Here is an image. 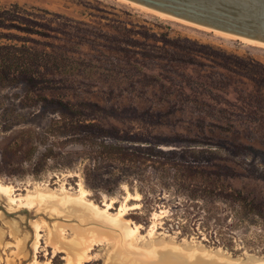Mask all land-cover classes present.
<instances>
[{"label":"rangeland","instance_id":"1","mask_svg":"<svg viewBox=\"0 0 264 264\" xmlns=\"http://www.w3.org/2000/svg\"><path fill=\"white\" fill-rule=\"evenodd\" d=\"M12 5L39 34L5 33L91 66L0 84V264H264V46L120 0Z\"/></svg>","mask_w":264,"mask_h":264},{"label":"water","instance_id":"2","mask_svg":"<svg viewBox=\"0 0 264 264\" xmlns=\"http://www.w3.org/2000/svg\"><path fill=\"white\" fill-rule=\"evenodd\" d=\"M161 13L264 43V0H128Z\"/></svg>","mask_w":264,"mask_h":264},{"label":"trees","instance_id":"3","mask_svg":"<svg viewBox=\"0 0 264 264\" xmlns=\"http://www.w3.org/2000/svg\"><path fill=\"white\" fill-rule=\"evenodd\" d=\"M37 9V8H35ZM46 14H54L45 9H39ZM29 15L28 9L19 5L0 10V84L12 83L15 80L34 82L42 76V68L61 73H70L79 70H87L88 63H80L74 59L59 53L40 51L27 42L26 37L16 33H5L3 29H17L26 33H36L20 24L28 21L25 15ZM56 15V14H54ZM2 39L9 43H3ZM254 204V203H253Z\"/></svg>","mask_w":264,"mask_h":264},{"label":"bare ground","instance_id":"4","mask_svg":"<svg viewBox=\"0 0 264 264\" xmlns=\"http://www.w3.org/2000/svg\"><path fill=\"white\" fill-rule=\"evenodd\" d=\"M120 1H123V2H125L126 4L127 3H130L131 5H134V6H136V7H141V8H143L142 10H144V9H146V11H151V12H153V13H157V14H160V15H163V17L164 16H166V17H168L169 19L171 18V19H175V20H180L181 21V23L182 22H185V24L187 23L188 25H194L195 26V28L196 27H200L201 28V30H202V28L203 29H207V30H212V29H210V28H207V27H204V26H201V25H197V24H194V23H191V22H188V21H185V20H182V19H179V18H176V17H173V16H170V15H167V14H164V13H161V12H159V11H156V10H153V9H150V8H148V7H145V6H143V5H140V4H137V3H134V2H131V1H128V0H120ZM129 5V4H128ZM133 6V7H134ZM140 9V8H139ZM152 14V13H151ZM165 18V17H164ZM184 24V23H183ZM218 32V33H220V35L222 34V35H227V36H230V37H236V38H240V39H243V40H245V41H248V42H252V43H256V44H259V45H263L264 46V43H262V42H258V41H253V40H250V39H247V38H243V37H238V36H235V35H232V34H229V33H224V32H222V31H218V30H214V32ZM215 32V33H216ZM255 44V45H256ZM15 189V188H14ZM37 189V188H36ZM63 189V188H62ZM49 190V189H48ZM42 191V190H41ZM65 191V190H64ZM33 191H31V193H32ZM0 193L2 194V195H11V194H13L14 192H13V188L11 187V186H7V185H4V184H2L1 182H0ZM52 193V192H51ZM71 194V193H70ZM30 195V194H29ZM32 195V194H31ZM52 195H54V192H53V194ZM81 196L80 197H78L77 196V198L75 199V201H73L74 203H76V204H78V205H81L80 204V201H83V197H84V192L82 191L81 192V194H80ZM39 198H38V200H39V202H42V203H44L45 202V196H44V194H42V192H40L38 195H37ZM9 197V196H8ZM56 197V196H55ZM55 197H52V198H55ZM76 197V196H75ZM10 198V197H9ZM35 198H37V197H35ZM63 198V197H62ZM24 199H26V201H27V203H31L32 201H33V197H31V196H28V197H25ZM72 199L73 198H71V197H69V196H66V197H64L63 198V202L64 203H67V204H69L71 201H72ZM23 200V199H22ZM82 206V205H81ZM87 206H88V208H89V210L90 209H96V211H97V213H99L98 211H101V212H103V213H105V214H107V215H105L106 217H115V216H113V215H111V214H109V212L107 211V209L105 208V209H100L99 207H98V205H96V204H94V203H92L91 201H89V203L87 204ZM109 206V205H108ZM78 215H79V213H78ZM85 215V214H84ZM90 215V214H89ZM84 217V216H83ZM100 217V216H99ZM105 218V217H104ZM106 219V218H105ZM117 219V218H116ZM107 220V219H106ZM99 221V220H98ZM93 223H95V222H93ZM98 225H100V226H102L103 224H100V223H98V222H96ZM96 224V225H97ZM81 225H82V223H81ZM83 225H85L86 226V224H83ZM97 225V226H98ZM99 226V227H100ZM83 227V226H82ZM91 227V226H90ZM128 228L130 227L132 230H133V233L136 231L133 227H131V226H127ZM92 228H93V226H92ZM93 238V237H92ZM132 240V239H131ZM102 239L101 238H96V242L94 243V245H96V243H102ZM229 262H231V263H233V260H229Z\"/></svg>","mask_w":264,"mask_h":264}]
</instances>
